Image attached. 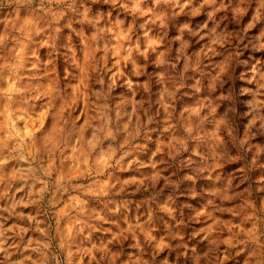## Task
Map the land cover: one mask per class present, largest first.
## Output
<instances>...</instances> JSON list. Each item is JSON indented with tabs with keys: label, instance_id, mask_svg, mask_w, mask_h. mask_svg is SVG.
Wrapping results in <instances>:
<instances>
[{
	"label": "rangeland",
	"instance_id": "rangeland-1",
	"mask_svg": "<svg viewBox=\"0 0 264 264\" xmlns=\"http://www.w3.org/2000/svg\"><path fill=\"white\" fill-rule=\"evenodd\" d=\"M141 7L155 13L133 0L0 4V264H264V0ZM129 39L148 76L119 65ZM237 52L229 135L196 115L218 97L195 85ZM185 60L192 87L170 104ZM185 129L206 137L200 150H180Z\"/></svg>",
	"mask_w": 264,
	"mask_h": 264
},
{
	"label": "clouds",
	"instance_id": "clouds-1",
	"mask_svg": "<svg viewBox=\"0 0 264 264\" xmlns=\"http://www.w3.org/2000/svg\"><path fill=\"white\" fill-rule=\"evenodd\" d=\"M43 3V0H41ZM49 2H52V0H49ZM55 2H62V0H55ZM106 3H111L113 6L121 4L122 0H105ZM154 4L159 6L161 4H167L172 6L174 9L175 7L179 6V0H153ZM209 4H215L216 0H206ZM3 3V0H0V4ZM133 3L135 5V11L139 15H147L149 12L155 13L154 9L151 8H142L141 5L146 4V0H133ZM142 27H147L146 25H142ZM190 32L191 30L188 29ZM129 43L132 44V47L123 48L118 45L115 49V55L116 59L121 67L126 68L127 71V77H140V76H148L147 68L145 67V64L147 62V52L139 53V55H133V53L139 52V49L135 46V42L131 41L129 39ZM155 44L156 41H152V44L149 45V50L154 51L155 50ZM121 50H123L124 55H121ZM108 51H112L109 49ZM159 55V53H157ZM183 56V53H180L177 57H175L176 60H179ZM241 63L239 60V53H234L230 55L225 63L221 66L222 70L216 74L215 77L212 78L211 84H209L208 80L206 78L203 79L201 84L195 85L197 89H202L200 92V95H210L211 97H218V99H212L205 101L203 104L199 105L198 111L196 113L197 116L201 112L205 114V117H207L210 121L211 120H218L219 126L221 129L225 132H227L229 135L231 134V130L233 127V124L236 123V121L239 119V114L234 111V107L236 104V90L233 88L234 83V64ZM165 65L168 67V71L172 72L174 69V65L169 63L168 59L160 60L157 62V67ZM192 67L191 62L189 60H185L184 62V70L182 72H176L173 75L169 77V79L166 81L170 85V91L168 93V100L169 103H182L181 97L177 95V93L180 91V88L182 86H186L187 88L192 87V74L188 71V69ZM197 70L198 65H197ZM121 76H124V73L117 72L112 79L117 80ZM149 79H152L149 77ZM255 79V77L253 78ZM260 80L264 81V75L260 76ZM154 82V81H153ZM251 82V81H250ZM101 84H103V80L100 81ZM125 83L132 88L135 89V86L132 84L131 79H125ZM109 89L112 87L111 84L107 86ZM144 85H141V88H144ZM259 87L264 89V83H260ZM195 95V93H193ZM225 107H229V111H221L217 112L216 108L218 104L224 103ZM243 101H241L242 103ZM139 107H143V105H139ZM261 129H264V123L261 124ZM185 131L188 132L187 138L184 142H181L180 150H188V147L190 146L192 149L200 150V146L203 144L206 137H196L193 136L192 131L190 129H185ZM175 156V153L172 154ZM154 239V238H150Z\"/></svg>",
	"mask_w": 264,
	"mask_h": 264
}]
</instances>
